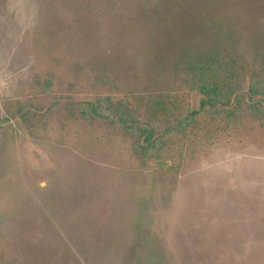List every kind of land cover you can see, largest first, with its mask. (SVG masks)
<instances>
[{
	"label": "rangeland",
	"instance_id": "obj_1",
	"mask_svg": "<svg viewBox=\"0 0 264 264\" xmlns=\"http://www.w3.org/2000/svg\"><path fill=\"white\" fill-rule=\"evenodd\" d=\"M251 77L264 0H0V264H264Z\"/></svg>",
	"mask_w": 264,
	"mask_h": 264
},
{
	"label": "trees",
	"instance_id": "obj_2",
	"mask_svg": "<svg viewBox=\"0 0 264 264\" xmlns=\"http://www.w3.org/2000/svg\"><path fill=\"white\" fill-rule=\"evenodd\" d=\"M221 56L219 55L217 57V60H214L212 66H213V73H217V76L215 77V81H211L212 85V92L207 89H201L203 93L207 94L208 97H211V94L214 96L219 95L220 92H225L226 89H229V94H233L238 88V82H237V75L235 71H232L230 67L226 65V62H222ZM230 71V72H229ZM256 78L251 77L250 78V86H249V93L251 94H260L263 98L261 103L264 104V92L257 91L260 85V80L257 79L258 82H255ZM223 84L225 85V89L223 90ZM264 88V86L262 87ZM210 103L209 100H202L201 106H205L206 104ZM134 125V124H133ZM132 125V126H133ZM141 129L140 127H138ZM152 132V131H151ZM148 129H144V133H151ZM150 139L149 136H146L145 143L147 144V140ZM151 144V143H149Z\"/></svg>",
	"mask_w": 264,
	"mask_h": 264
}]
</instances>
